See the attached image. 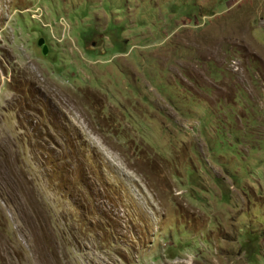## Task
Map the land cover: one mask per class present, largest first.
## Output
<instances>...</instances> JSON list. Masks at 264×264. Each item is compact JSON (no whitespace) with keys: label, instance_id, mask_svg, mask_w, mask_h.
<instances>
[{"label":"rangeland","instance_id":"obj_1","mask_svg":"<svg viewBox=\"0 0 264 264\" xmlns=\"http://www.w3.org/2000/svg\"><path fill=\"white\" fill-rule=\"evenodd\" d=\"M4 77L0 264H264V0H0Z\"/></svg>","mask_w":264,"mask_h":264},{"label":"flooded vegetation","instance_id":"obj_2","mask_svg":"<svg viewBox=\"0 0 264 264\" xmlns=\"http://www.w3.org/2000/svg\"><path fill=\"white\" fill-rule=\"evenodd\" d=\"M125 30L126 29H123V32ZM124 38H125V41H127V38L126 37ZM88 45L91 46L90 50L93 52L91 56L94 58L92 62L94 63L95 67H98L100 65V62H107V63L110 62V64L116 65L117 67H121L126 70L127 77L121 80V82L125 84L122 86L113 85L112 87L109 88L110 90L109 92L114 93V94H116V91L123 92L128 85H130L131 83L137 80V78H134L132 80L127 79V78H130L131 76L130 67L126 65L125 63L127 59L131 57L134 58L138 66L143 65L144 63L157 62V59H158L157 56L155 55H152L151 59H145L143 55L140 53V51H137V49H134V48L128 54L127 53L128 51L126 50L127 48H125L124 46L125 44L122 41H116V43H114V45L116 46V47L114 46L116 48L115 50L104 49L103 47L98 45L95 41H85L81 47L86 48ZM141 46H144V44H141ZM136 54H138L139 57H137ZM103 55H105V57L107 58L102 59L101 56ZM77 58L78 60H81V57H77ZM117 83L119 84V79L115 82V84ZM113 89H116V91Z\"/></svg>","mask_w":264,"mask_h":264},{"label":"clouds","instance_id":"obj_3","mask_svg":"<svg viewBox=\"0 0 264 264\" xmlns=\"http://www.w3.org/2000/svg\"><path fill=\"white\" fill-rule=\"evenodd\" d=\"M45 25H46V26H50L51 24L48 23V24H45ZM63 29H64V28H63ZM42 37L45 39V44H47V46H48V50H47V53H48V52H50V48H51V47H50V44H49V42L47 41V39H46L44 36H41L40 38H42ZM40 38H39V39H40ZM39 47H40V50L42 49V51H41V53H42V52H43V45H39ZM127 49H128V48H127ZM127 49H126V50H127ZM47 53H44V52H43L44 55H46ZM4 78H5V79H4ZM4 78H3V79H4L3 82L0 84V89L5 87V85H6V80H8V78H6V77H4Z\"/></svg>","mask_w":264,"mask_h":264},{"label":"water","instance_id":"obj_4","mask_svg":"<svg viewBox=\"0 0 264 264\" xmlns=\"http://www.w3.org/2000/svg\"><path fill=\"white\" fill-rule=\"evenodd\" d=\"M38 44L43 45V52L47 53L48 46L45 44V39L43 37L39 39Z\"/></svg>","mask_w":264,"mask_h":264}]
</instances>
